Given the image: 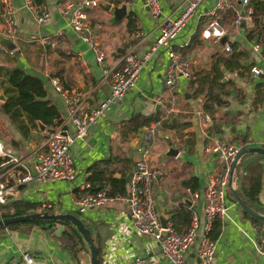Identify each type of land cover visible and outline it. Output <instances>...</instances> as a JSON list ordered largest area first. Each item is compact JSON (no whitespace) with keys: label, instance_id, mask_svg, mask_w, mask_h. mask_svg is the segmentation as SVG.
Listing matches in <instances>:
<instances>
[{"label":"crops","instance_id":"obj_1","mask_svg":"<svg viewBox=\"0 0 264 264\" xmlns=\"http://www.w3.org/2000/svg\"><path fill=\"white\" fill-rule=\"evenodd\" d=\"M60 1L44 0L51 19L40 23L26 0H13L19 33L13 38V52L8 46L0 50V140L13 156L11 159L0 156V173L4 177H12L20 163L32 165L35 151L46 148L48 132L54 127L44 123L46 128H41L38 120L31 119L21 107L6 110V102L17 95L10 81L14 69L20 68L44 80L46 98L59 108L68 130L75 134L76 126L67 120V106L62 94L54 88L52 77L59 76L67 88H81L92 103L99 102L111 88L106 69L120 66L130 49L145 53L159 35L160 23L178 16L187 0H160L162 12L158 17L152 15L145 0H102L99 7L85 6L93 32L106 51L104 63L98 62L94 50L69 25L67 15L59 9ZM216 1L198 0L193 16L173 40L174 48L192 61L194 76L191 79L180 76L174 86H165L169 58L165 48L160 49L146 60L136 85L113 104L106 117L90 126L85 137L74 142L76 178L31 180L20 186L16 198L36 202L39 206L49 202L53 211H71L76 206L74 195L89 181L91 165L111 155L117 160L109 168L116 176H125L128 192L131 173L140 156L138 146L146 140L142 136L144 126L136 132L123 133L124 122L135 113L159 115L162 121L170 118V123L179 125H164L148 156L155 167L163 170L152 179L151 190L157 206L168 217V225H173V214L178 210L198 214L199 235L188 252V264H196L205 222L204 199L194 200L191 190L204 189L208 173L217 163L216 154L207 152L205 144L219 137L247 147L264 145V73L254 75L251 71L255 64L264 69V24H257V20L237 24L235 16L242 9L240 0H230L231 4L212 12ZM104 2L111 3L112 7ZM123 3H127V14L115 18L113 7ZM214 21L222 30L221 36L216 31L205 35V28ZM6 31L0 0V34L5 35ZM226 44L231 48L227 49ZM256 44H260L258 49ZM81 56L85 64L80 63ZM236 60L242 61L245 68L238 66ZM258 83L263 84L257 92ZM159 93L164 94L162 103L157 101ZM220 97L227 101L219 103ZM208 100L215 103L216 109L213 113L209 111L213 121L206 125L202 114ZM178 139L184 140V150L178 155L169 154V145L177 146ZM236 178L233 177L227 191V215L221 219V233L216 239V260L219 264H264V246L260 244L264 221L256 223L235 199L232 188L237 187ZM189 197L192 204L185 201ZM260 200L264 208V180ZM259 212L264 213V210ZM83 213L84 219L91 223L95 240H99L103 264H134L138 256L143 257L146 264H169L159 242L151 235L137 232L126 200L113 199ZM190 223V219L181 216L178 227L183 231ZM57 224L53 228L39 224L6 228L0 235V264H18L25 250L34 252L46 264H60L59 259L66 264H92L86 247L74 257L61 244L57 236L62 229L58 232Z\"/></svg>","mask_w":264,"mask_h":264},{"label":"built area","instance_id":"obj_2","mask_svg":"<svg viewBox=\"0 0 264 264\" xmlns=\"http://www.w3.org/2000/svg\"><path fill=\"white\" fill-rule=\"evenodd\" d=\"M101 2L102 0H61L59 9L67 15L68 23L73 30L94 50L98 62L104 63L106 51L102 47L101 41L95 36L89 15L85 10V6L99 7ZM145 2L154 17L160 16L162 12L160 0H145ZM240 3L242 9L237 11L235 22L240 24L246 20H253L255 10L251 0H240ZM26 4L38 22L46 23L51 19L50 12L44 4H36L33 0H26ZM229 4H231L230 0H217L212 12ZM1 5L2 21L7 30L5 35L16 38L19 33L17 8L13 0H1ZM197 5L198 0H187L178 16L168 17L160 23V33L145 53L139 54L130 49L124 54L120 66L115 69H106L110 78V92L97 103H92L81 88H67L59 76L52 77L54 88L62 94L67 106V120L76 126V133L73 134L68 130L65 121L56 124L48 132L46 148L35 151L32 165L20 163L10 178L4 177L0 173V207L9 199L18 196L20 186L25 182L31 180L41 182L61 179L74 180L78 173L72 152L74 142L77 138L85 137L90 126L99 118L106 117L113 104L123 98L126 92L136 85L146 60L160 49L165 48L169 58L164 77L165 86H174L180 76L187 79L194 76L191 59L174 48L173 40L193 16ZM217 24L215 21L211 22L210 26L205 28L204 34L211 35L216 31L215 33L221 36L222 30H219ZM259 47L260 44L255 45L256 49ZM226 48L230 49L231 46L226 44ZM3 49H7V47L0 40V50ZM10 52H13V49ZM79 59L81 64H85L82 56ZM251 71L254 75L264 73L263 67L257 64L251 67ZM157 101L164 102L163 93L157 95ZM202 115L206 125L212 123L213 118L210 113L203 110ZM163 129L162 119L144 126L142 136L146 143L138 146L140 156L135 161L126 194L121 192L113 194L110 185L105 184L96 192L82 191L75 194L74 203L83 213L91 207L101 206L113 199L126 200L137 232L153 236L159 242L162 254L169 264H188V252L195 245L199 235V216L197 213H193L190 225L183 232L177 231L173 225L163 226L157 210V201L151 190L152 179L162 174L163 170L155 167L148 156L157 133ZM176 141L180 152H182L185 148L184 140ZM205 150L216 154L217 163L209 171L204 189L202 191L191 190L194 200H198L200 197L204 199L205 222L202 237L198 242L196 264H219L216 260V240L211 238L209 232L215 218L222 219L227 215L226 198L230 185V172L233 162L242 150V145L213 137L205 144ZM0 156L13 158L12 154L4 149L1 140ZM89 185L88 181L83 189L86 190ZM46 207H52V204L43 202L36 211H43ZM260 244L264 246V236ZM20 264L46 263L37 259L34 252L25 250L22 252ZM134 264H146L145 259L138 256Z\"/></svg>","mask_w":264,"mask_h":264},{"label":"trees","instance_id":"obj_3","mask_svg":"<svg viewBox=\"0 0 264 264\" xmlns=\"http://www.w3.org/2000/svg\"><path fill=\"white\" fill-rule=\"evenodd\" d=\"M33 1L36 4H43L44 2V0ZM251 3H253L257 8H254L255 12L253 20H257V24H264V1L251 0ZM129 21L131 22H129V24L132 25V16H130ZM251 32L252 30L250 31V33ZM260 32L261 30H259L257 33L260 34ZM236 64L245 68V65L240 60H236ZM10 81L17 89V95L6 102L5 108L7 111H11V109L14 107H21L28 113L31 119H33L34 121L41 120L47 126H55L56 124H59L63 121L59 108L46 98L47 88L45 86L44 80L40 76L29 74L24 72L20 68H16L10 74ZM262 84L263 83L257 84V92L259 91ZM218 101L219 103H221L227 100L220 97ZM204 108L207 112L210 111L213 113V111L216 109L215 103L212 100H208L207 102H205ZM212 113L210 114L212 115ZM159 119H162V117L159 115L142 116L139 113H135L132 117L124 122L123 133H128V131L136 132L141 127ZM163 123L167 126L179 125V123H170V118L163 119ZM217 125L219 126L218 123ZM244 147L247 146L243 145L242 148ZM116 160V157L114 155H111L107 158H103L94 162L90 167L91 174L88 178L90 185L87 186L86 190L82 189V191L96 192L105 184H109L111 187V193H127V179L125 178V176L118 177L114 174V170H111L109 168V166L112 165ZM235 176L237 177L236 191L244 200V202L253 209L259 211L264 210L260 200V192L264 180V152L246 153L237 164ZM38 206L39 204L36 202H31L24 200L23 198L14 197L1 205L0 218L32 213L36 211ZM44 210L52 211L53 208L46 207ZM71 212L81 217L78 212ZM244 212L249 215L256 223H261L264 221V218L255 216L247 210H245ZM181 216L191 220L192 213L190 210H178L173 214V226L179 232H183L187 229L186 228L182 231L178 227V222ZM81 218L92 231L91 223L86 221L84 217ZM56 223H62L64 225V229L62 230L61 234L57 236V238L60 240L61 244L73 254L74 257H77L79 255V251L83 247H86L90 251L89 243L85 240L83 234L75 225L55 218H35L2 225L0 226V235L5 231L6 228H17L18 226L23 224L30 226L39 224L46 228H53V225ZM221 227V218H215L212 228L209 232L212 239H217V237L221 233ZM96 241L101 253L99 240L97 239ZM100 257L102 262V256Z\"/></svg>","mask_w":264,"mask_h":264},{"label":"water","instance_id":"obj_4","mask_svg":"<svg viewBox=\"0 0 264 264\" xmlns=\"http://www.w3.org/2000/svg\"><path fill=\"white\" fill-rule=\"evenodd\" d=\"M108 7H112V4L109 2H104ZM148 6V5H147ZM149 8V6H148ZM113 11L115 13V18L125 16L127 14V3H123L122 5H115L113 7ZM245 22H243L244 24ZM0 40L8 46V48L13 49L14 47V39L12 37L6 36L4 34H0ZM122 51H125L124 48L121 49ZM38 124L41 126V128H46L45 124L41 121L38 120ZM249 152H264V145H259V146H248L242 148L240 151L239 155L235 159V161L232 164L231 172H230V183L233 181L234 177V172L237 167V164L240 162L241 158ZM169 154L171 155H178L180 153V149L178 146L175 144L171 143L169 145ZM232 192L234 194L235 199L241 204L244 210H247L251 214L264 218V213H261L249 205H247L244 200L241 198V196L237 193L235 188H232ZM188 199V200H187ZM185 201H188L189 204L193 203V200L189 198H185ZM158 214L160 217V220L163 224V226L168 227V217L163 213V210H161L160 207L157 206ZM35 218H55V219H60L63 220L67 223L75 225L78 230L83 234L85 240L89 243L90 246V253H91V262L92 264H102L101 262V253H100V248L98 244L96 243L95 237L93 236L92 231L90 228L86 225L84 220L77 216L75 213L71 211H48V210H43V211H35L32 213H27V214H20V215H13L10 217H5V218H0V226L2 225H7L13 222L17 221H25V220H30V219H35ZM22 258V255H21ZM20 258V260H21ZM20 260L18 261V264H20Z\"/></svg>","mask_w":264,"mask_h":264},{"label":"rangeland","instance_id":"obj_5","mask_svg":"<svg viewBox=\"0 0 264 264\" xmlns=\"http://www.w3.org/2000/svg\"><path fill=\"white\" fill-rule=\"evenodd\" d=\"M2 124L0 123V128H1ZM71 211H74V212H78V214L81 216V217H84V213L80 212L77 208V206H74L73 210ZM57 224V223H56ZM56 229L58 230V232L61 231V229L63 230L64 229V225H62V223H58L56 225ZM62 232V231H61ZM37 259L41 260V258H38ZM60 264H66V263H63V261L61 259H59L58 261Z\"/></svg>","mask_w":264,"mask_h":264}]
</instances>
